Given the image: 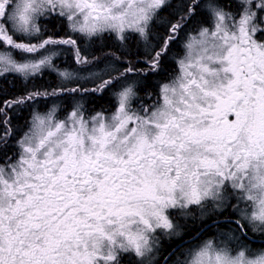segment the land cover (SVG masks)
Returning a JSON list of instances; mask_svg holds the SVG:
<instances>
[{"label": "snow or ice", "instance_id": "obj_1", "mask_svg": "<svg viewBox=\"0 0 264 264\" xmlns=\"http://www.w3.org/2000/svg\"><path fill=\"white\" fill-rule=\"evenodd\" d=\"M0 264H264V0H0Z\"/></svg>", "mask_w": 264, "mask_h": 264}, {"label": "flooded vegetation", "instance_id": "obj_2", "mask_svg": "<svg viewBox=\"0 0 264 264\" xmlns=\"http://www.w3.org/2000/svg\"><path fill=\"white\" fill-rule=\"evenodd\" d=\"M61 59H64L63 57H61ZM209 227H211L210 225H209ZM201 231H203V229H201ZM193 235H195V233H193ZM257 241V242H256ZM260 243H261V241H259V240H254L253 241V244H254V246H259L260 245Z\"/></svg>", "mask_w": 264, "mask_h": 264}, {"label": "trees", "instance_id": "obj_3", "mask_svg": "<svg viewBox=\"0 0 264 264\" xmlns=\"http://www.w3.org/2000/svg\"><path fill=\"white\" fill-rule=\"evenodd\" d=\"M106 99V98H105ZM105 101L101 100V101H98V104H104ZM191 227V226H190ZM208 235H211V232L208 233Z\"/></svg>", "mask_w": 264, "mask_h": 264}, {"label": "bare ground", "instance_id": "obj_4", "mask_svg": "<svg viewBox=\"0 0 264 264\" xmlns=\"http://www.w3.org/2000/svg\"><path fill=\"white\" fill-rule=\"evenodd\" d=\"M257 242V241H256Z\"/></svg>", "mask_w": 264, "mask_h": 264}]
</instances>
